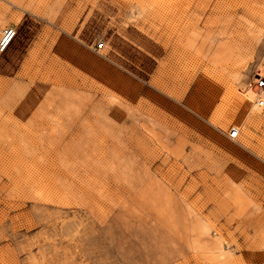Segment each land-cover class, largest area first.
I'll return each mask as SVG.
<instances>
[{
	"label": "rangeland",
	"instance_id": "rangeland-1",
	"mask_svg": "<svg viewBox=\"0 0 264 264\" xmlns=\"http://www.w3.org/2000/svg\"><path fill=\"white\" fill-rule=\"evenodd\" d=\"M4 29L0 264H264V0H0Z\"/></svg>",
	"mask_w": 264,
	"mask_h": 264
},
{
	"label": "built area",
	"instance_id": "built-area-1",
	"mask_svg": "<svg viewBox=\"0 0 264 264\" xmlns=\"http://www.w3.org/2000/svg\"><path fill=\"white\" fill-rule=\"evenodd\" d=\"M3 35L5 40H9L13 36V31L11 29H4ZM4 45H0V49H3ZM255 87H256V93L253 95L251 99V104L256 108H264V76L257 75V77L254 78ZM238 135V129L235 127L229 128L227 131V138L229 140H235Z\"/></svg>",
	"mask_w": 264,
	"mask_h": 264
},
{
	"label": "bare ground",
	"instance_id": "bare-ground-1",
	"mask_svg": "<svg viewBox=\"0 0 264 264\" xmlns=\"http://www.w3.org/2000/svg\"><path fill=\"white\" fill-rule=\"evenodd\" d=\"M3 35L0 37V41L3 39ZM13 37V36H12ZM12 37L5 43L4 48L8 45V43L11 41Z\"/></svg>",
	"mask_w": 264,
	"mask_h": 264
}]
</instances>
